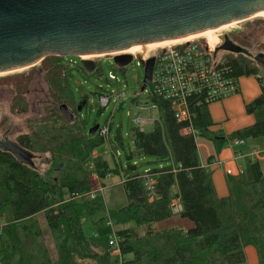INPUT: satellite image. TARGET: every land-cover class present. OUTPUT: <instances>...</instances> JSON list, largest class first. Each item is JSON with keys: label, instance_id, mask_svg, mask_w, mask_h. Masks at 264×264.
I'll return each instance as SVG.
<instances>
[{"label": "trees", "instance_id": "1", "mask_svg": "<svg viewBox=\"0 0 264 264\" xmlns=\"http://www.w3.org/2000/svg\"><path fill=\"white\" fill-rule=\"evenodd\" d=\"M231 54L224 62L231 75H254L261 90L245 104L253 123L236 129L228 138L264 136V79L251 56ZM46 60L51 62L45 73L51 96L75 105L61 58L50 56L41 61ZM152 101L162 108L161 120L148 130L131 129L133 149L124 151L125 157L171 158L174 164L145 171L153 179L152 192L147 189L145 172L129 171L123 179L127 202L108 212L117 225L120 264H241L247 245L255 248L264 263V166L250 163V180L241 174L226 176L228 194L218 196L210 173L199 164L195 142L196 136L202 137L218 148L226 139L210 130L214 123L209 103L199 95L189 98L192 135L181 133L186 123L174 119L170 103L155 97ZM53 109L38 128L20 139L24 148L49 164L46 171L21 164L0 151V264H118L108 247L101 249L84 237L80 223L83 215L103 207L100 193L88 197L93 190L92 174L99 179L118 169L93 155L103 139L87 136L88 127L76 109L71 121ZM128 169L135 166L128 163ZM173 185L182 207L176 213L171 209ZM38 213L44 215L51 234L54 259L41 241ZM174 216L177 223L153 227ZM184 219L191 224H184ZM130 222L142 226V234L135 233Z\"/></svg>", "mask_w": 264, "mask_h": 264}, {"label": "water", "instance_id": "2", "mask_svg": "<svg viewBox=\"0 0 264 264\" xmlns=\"http://www.w3.org/2000/svg\"><path fill=\"white\" fill-rule=\"evenodd\" d=\"M262 10L264 0H0V73L31 66L48 56L80 57V67L91 72L95 62L82 55L191 35ZM219 50L251 56L264 79L263 52L252 54L227 34L222 35L213 55ZM112 58L118 67L132 59L128 53ZM137 59L144 70L141 92L149 84L153 57ZM125 104L120 102L118 111ZM58 109L67 121L73 119L66 104ZM97 128L98 124L90 126L87 136H93ZM0 150L21 164L35 166L36 155L5 134L0 138ZM181 208L180 203L171 205L173 213Z\"/></svg>", "mask_w": 264, "mask_h": 264}, {"label": "rangeland", "instance_id": "3", "mask_svg": "<svg viewBox=\"0 0 264 264\" xmlns=\"http://www.w3.org/2000/svg\"><path fill=\"white\" fill-rule=\"evenodd\" d=\"M261 25H264V17L254 15L237 21L231 26L226 27V29L213 30L212 34L221 36L223 33L229 31L228 34H233L236 40L239 39L238 41H240L241 45L246 47L250 53H264V28H261ZM204 37L195 39L205 42ZM218 39L220 40L219 36ZM116 53H103L101 55L89 56L88 58L85 57L84 59H92L96 63L95 69L91 72H86L80 67V57L57 56L62 60L63 72L66 75L69 90L75 103L80 107L78 113L82 120L85 121L86 126L89 128L93 124L101 126L102 124L110 123L108 136L93 149L92 153L94 156L100 155L107 162L109 168H117L118 173L110 172L108 176L99 179L98 177L94 179L93 176V179L90 178L93 189L97 188V184L98 187H101L100 196L103 207L94 211L91 215H83L80 219L84 237L101 249L108 247L109 229L105 224L106 217L109 215L108 212L110 210H117L127 202L122 187L123 179L131 173L129 171L145 172L165 162L142 154L133 155L129 159L125 157L124 151L133 149L131 129L136 127L133 118L138 112H140L141 117L147 115V111L143 107L138 110V106L150 104L151 94L148 91V87L141 92L139 91L144 71L143 66L137 60H133L123 67H118L112 58ZM230 55H232L230 52L219 50L215 53L214 62L224 63ZM49 63H51L50 60H40L31 66H26L16 71L0 73V127L10 128V136L12 138H16L20 134H29L31 130L38 128L40 122L47 115L49 116L51 109L54 108L60 113L58 106L62 102L54 100L51 96L52 89L45 77ZM109 73L114 75L113 79L109 78ZM120 93H123V96L119 97L118 104L120 102H126V104L122 110L118 111V104L117 106L114 105V97ZM99 94L109 97V102L104 108L99 105ZM224 99L210 102L208 108L210 104L211 106L218 105ZM66 105L68 110L75 115L76 106L68 102ZM150 115L154 119L158 118V109L153 108ZM153 124L145 125L144 130H148ZM91 137L96 138V134ZM252 138L245 139L249 140ZM256 138H262L261 143L258 145L260 148V145L264 144V137L260 136ZM195 140L197 143H207L209 139L206 141L205 138L196 136ZM226 147L227 143L225 140L218 147L219 149L215 147V151H219L218 160L222 159V152L227 149ZM200 150L203 154V148H200ZM213 159L216 160V157ZM128 163L134 165L135 169H128ZM244 163L241 166V176L246 180H250L251 174L247 165L248 160ZM34 165L39 166L40 172L46 171L49 167V164L42 163V159L39 157H36L34 160ZM93 174L94 177L97 176L95 173ZM36 218L42 232L41 241L46 247L50 258L54 259L55 250L53 241L46 226L44 215L38 213ZM177 220L179 219L177 218ZM180 221L182 222V220ZM170 223L175 224L173 221H170ZM183 223L191 224L186 219H184ZM128 225L134 226L132 222ZM139 227L136 228L141 230ZM116 228L117 225H115ZM137 229L134 232H138ZM94 234L96 237H94ZM111 251L114 260L118 263L116 248Z\"/></svg>", "mask_w": 264, "mask_h": 264}, {"label": "built area", "instance_id": "4", "mask_svg": "<svg viewBox=\"0 0 264 264\" xmlns=\"http://www.w3.org/2000/svg\"><path fill=\"white\" fill-rule=\"evenodd\" d=\"M204 41L202 42L194 38L187 41L165 44L155 47L152 50L148 49L143 51L142 54H130L132 57L131 61L137 60L138 63L137 56H140L143 61L153 57L150 81L147 85L148 91L151 94V101L148 105L138 106V110L143 107L147 111V115L141 117L140 112H138L133 118L138 130L142 131L145 125L160 122L163 111L162 108L152 101V98L155 97L170 103V109L174 119L178 122L186 123L181 128L183 134L195 135L188 110L189 98L194 95H199L204 102L210 103L227 98L239 91V77L232 76L230 69L224 63L214 62L215 55H213V51L220 44L221 40L216 45H211L205 38ZM108 76L110 79L114 78V75L111 73ZM120 96H123V93L115 95V106H117ZM98 99L100 107L104 108L107 106L109 102L108 96L99 94ZM153 108H157L159 112V117L156 119L150 115ZM109 129V122L101 126L98 125L96 136L104 139L108 136ZM242 142L243 140L240 138H232L227 141V145L232 146ZM249 155L257 157L259 153L255 148H251ZM219 163L221 162L217 159H211L208 165L213 166ZM229 172V170H226V173ZM92 176L94 179L96 178L94 174ZM143 177L147 189L152 192L153 179L146 172L143 174ZM100 191L101 187L97 185V188L89 192L88 197L92 199ZM105 224L109 229L107 240L108 248L110 250L116 248L118 264H120L119 239L115 232V225L109 215L106 217Z\"/></svg>", "mask_w": 264, "mask_h": 264}, {"label": "crops", "instance_id": "5", "mask_svg": "<svg viewBox=\"0 0 264 264\" xmlns=\"http://www.w3.org/2000/svg\"><path fill=\"white\" fill-rule=\"evenodd\" d=\"M238 84L239 91L236 94L225 98L218 105L211 106L210 104L208 108L210 117L214 123L211 126L210 130L214 133H218L222 136H225L226 143L229 140V134H231L233 131L253 123L254 118L251 114L246 113L245 104L257 97L260 94L261 90L260 85L254 75L240 76L238 78ZM261 139L262 138L256 137L249 140L242 139L243 142L240 144H235L232 146L227 145V149L222 152L223 157L221 160H218L219 151H215V144L213 142H211L210 140L207 141L206 139L207 143H197L195 140L199 164L205 170H208V172H210L211 180L213 182L215 192L218 196H226L228 194L226 176L241 174V166L246 160H248L247 165L249 169L250 163L255 161L259 162L262 166H264V144L260 145V148L258 147V145L261 143ZM200 148H203V154L201 153ZM251 148H255L258 151L259 156H250L249 150ZM214 157H216V159L221 163L209 166L208 162ZM173 164V159L170 158L164 163H160L158 166H172ZM226 170H229L230 172L226 173ZM250 174L252 178L251 170ZM171 197L172 204L179 203V194L176 185H173L171 187ZM170 221H173V223H177L179 220H177V217L174 216L162 223L153 224V227L159 228L163 225H171ZM136 227L132 226V229L135 231L137 229ZM139 228H141V230L137 229L138 232L135 233L142 234L143 227L141 226ZM94 237H96L95 234ZM244 255L245 260L241 264H264L259 261L256 250L251 245H248V247H244Z\"/></svg>", "mask_w": 264, "mask_h": 264}, {"label": "bare ground", "instance_id": "6", "mask_svg": "<svg viewBox=\"0 0 264 264\" xmlns=\"http://www.w3.org/2000/svg\"><path fill=\"white\" fill-rule=\"evenodd\" d=\"M254 15H260V16L264 17V10L259 11V12L255 13ZM233 23H235V22L222 24L220 26H217V27L209 29V30L200 31V32H197V33H194V34H191V35L181 36V37L174 38V39L159 40V41L148 42V43H145V44L133 45V46H129V47H126V48H122V49L116 50L114 52H117L118 54H125V53L142 54L143 51L148 50V49L152 50L155 47L162 46V45L169 44V43H175V42H179V41H187V40H191V39H194V38H202V36H205L206 38L205 37L204 38L207 39L208 42L211 45H216V44L219 43L221 38L219 40L218 36L220 37V35L217 36V34H212V31L216 30V29L217 30L218 29H224V28L226 29V27L231 26ZM143 48H147V49H143ZM101 54H103V53H93V54H88V55H82L81 58H85V57L88 58L89 56L101 55Z\"/></svg>", "mask_w": 264, "mask_h": 264}, {"label": "flooded vegetation", "instance_id": "7", "mask_svg": "<svg viewBox=\"0 0 264 264\" xmlns=\"http://www.w3.org/2000/svg\"><path fill=\"white\" fill-rule=\"evenodd\" d=\"M261 28H264V25H261ZM259 29H260V28H259ZM228 32H229V31H227V33H224V34H227V36L229 37V39L232 40L234 43L237 44L235 38L233 37L234 35H233V34H228ZM221 38H222V37H221ZM93 61H94V60H93ZM95 66H96V63H95ZM75 106H76V110H77L78 105H77L76 103H75ZM77 112H79V111L77 110ZM96 131H97V129H96ZM96 131H95V134H96ZM3 134H5V136L8 137L9 139L18 142L19 144H20V139H21V137H22V135H23V134H20V135L16 136V138H12V137L10 136V128H8V127H4V128L0 127V138L3 136ZM20 145H21V144H20ZM21 146H22V145H21ZM0 151H1V150H0ZM2 152H3V151H2ZM35 159H36V158H35ZM35 159H34V160H35Z\"/></svg>", "mask_w": 264, "mask_h": 264}]
</instances>
